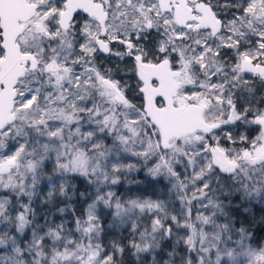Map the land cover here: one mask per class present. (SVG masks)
Masks as SVG:
<instances>
[{"label": "snow or ice", "instance_id": "1", "mask_svg": "<svg viewBox=\"0 0 264 264\" xmlns=\"http://www.w3.org/2000/svg\"><path fill=\"white\" fill-rule=\"evenodd\" d=\"M0 264H264V0H0Z\"/></svg>", "mask_w": 264, "mask_h": 264}]
</instances>
